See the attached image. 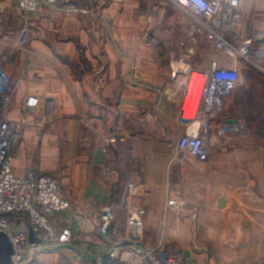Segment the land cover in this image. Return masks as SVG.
<instances>
[{"label":"crops","instance_id":"obj_1","mask_svg":"<svg viewBox=\"0 0 264 264\" xmlns=\"http://www.w3.org/2000/svg\"><path fill=\"white\" fill-rule=\"evenodd\" d=\"M15 1L0 0V11ZM86 5L59 3L30 20L20 48L24 22L10 16L0 31V56L11 57L2 64L17 82L5 114L21 135L13 172L51 174L71 201L50 221L59 233L71 229L72 257L44 252L40 264H80L83 252L82 264H92L91 253L122 240L99 232L101 207L110 204L120 206L121 231L127 207L142 206L145 246L166 248L183 264H264V135L217 141L230 121L245 128L231 112L242 84L224 109H206L210 159L179 154L183 88L172 80L170 60L186 37L179 10L165 0H98L85 15L79 9ZM242 14L239 41L252 39L255 52L264 47V0H242ZM195 52L199 63L216 58L207 42ZM262 114L250 131L264 128ZM124 250L111 264H128Z\"/></svg>","mask_w":264,"mask_h":264},{"label":"built area","instance_id":"obj_2","mask_svg":"<svg viewBox=\"0 0 264 264\" xmlns=\"http://www.w3.org/2000/svg\"><path fill=\"white\" fill-rule=\"evenodd\" d=\"M73 0H16L12 8L0 11V31L4 29L7 18L13 14L22 16L28 22L29 15L39 12L47 6L59 3L70 4ZM124 2L125 0H118ZM179 10L177 21L186 29V37L177 44L174 56L175 64L172 80L182 82L183 98L179 106L180 123L184 130L179 135L176 148L184 155L206 162L210 159L213 145L209 141V118L206 109L215 104L221 109L225 100L241 86L243 81V60L249 66L257 67L264 73V47L253 51V40L239 41L243 19L242 0H165ZM87 8H94L98 0H82ZM27 29L20 32L15 47L20 48L27 42ZM207 42L218 56L211 62L199 63L195 47ZM226 58V63H223ZM11 57L0 56V232L10 237L14 246V264H40L39 255L47 252H59L72 257L69 246L72 244L71 229L57 232L50 221L54 213L66 211L71 207L64 188L51 174L37 170L29 171L25 176L13 172L14 152L21 135L15 130L5 114L9 111L17 82L7 73L4 60ZM232 65V66H229ZM261 87L264 88V77ZM199 94L197 105L194 104ZM39 99H34L30 107H36ZM264 122V110L262 114ZM230 133H244L240 124H225L218 130V138L226 140ZM263 136L264 128L250 133V136ZM126 202L122 205L125 206ZM122 206V207H123ZM120 208L112 204L101 207L99 232L102 237H117L122 240L99 252L91 253L90 261L101 263L102 256L124 253L129 243L128 264H183L182 260L168 249H149L144 244L145 215L142 206L131 204L127 207V221L123 231L115 226L116 214ZM31 232L33 242H31ZM128 244V245H129ZM87 252L79 255L80 264Z\"/></svg>","mask_w":264,"mask_h":264},{"label":"rangeland","instance_id":"obj_3","mask_svg":"<svg viewBox=\"0 0 264 264\" xmlns=\"http://www.w3.org/2000/svg\"><path fill=\"white\" fill-rule=\"evenodd\" d=\"M13 4L14 3H8V5L5 4L4 5L6 7L5 10L6 9L9 10L10 8H12ZM80 5H81V3H80ZM166 5H167V7L169 9L173 8L168 3H166ZM52 7L53 6H47L44 9L40 10L39 12H35V13L30 14L29 15L28 22H26V23H25V21L22 20V16H19V14H13V15H11L10 18H14V19L16 18L17 20H20V21L24 22V23H22V26L20 27L21 30H24V29H27L26 26H27V23H29L30 20L39 18L40 16H42V14H44L45 12H47ZM94 9L95 8H93V10ZM79 11L82 14H85V15H91V14H93L92 9L91 8H87V6H82L79 9ZM8 26H9V23H8ZM26 31L28 32V29ZM27 34H28L27 35V37H28L27 38V41H28L30 35H29V32ZM182 34H183V32H182ZM182 34L178 35L179 36L178 40L181 38V35ZM185 34H186V29L184 28V34L183 35H185ZM183 38H185V36L182 37V39ZM182 39H180L178 41V43ZM26 44H27V42H26ZM199 45L201 46L202 45V42ZM204 47L206 48V51H208L209 47L206 46V45H204ZM4 55H5V53H4ZM213 55L214 56L215 55L218 56V53L214 51L213 52ZM222 61L225 64L226 63V58H223ZM239 61L243 65V83H242V87H241L242 89H241V91H239V93L235 95V98H233V102L232 103H234V106H231V109H232L231 112L235 116L237 115V117L239 119H242L243 120V124L245 126L244 130L247 131V132H250L252 134V130L250 131V128H254V127H257L258 126V122H259V119H260V115L262 113V110H264V92H263L264 91V88L261 87L260 90L258 89V82H259V84L262 82V80H263L262 78L264 77V73L261 72V70L259 68H257V67H254L252 65L251 66L247 65L246 62L243 61V60H239ZM229 66H232V65H229ZM230 97H228V98H230ZM194 104H195V101H194ZM226 105L229 106V105H232V104L229 103V100H228V102L226 103ZM212 134H214V133H212ZM214 136H216V134H214ZM248 138L247 137H244L243 139H248ZM255 139L256 140L257 139L259 140V139H261V137L254 138L253 140H255ZM218 140H219V138L217 139V141ZM179 154H182V153L180 152ZM182 155H184V154H182ZM137 206H140V205H137ZM120 236H122V234ZM120 236H117V237H120ZM130 247L131 246L129 244L125 248L128 249V250H130L131 249ZM113 257L114 256H112V258ZM128 258H129V255L126 254L124 256L123 260L124 261H127ZM71 264H73V263H71Z\"/></svg>","mask_w":264,"mask_h":264},{"label":"water","instance_id":"obj_4","mask_svg":"<svg viewBox=\"0 0 264 264\" xmlns=\"http://www.w3.org/2000/svg\"><path fill=\"white\" fill-rule=\"evenodd\" d=\"M230 124L232 121L229 122ZM236 124L238 121L235 122ZM31 242H33V235L31 232ZM14 246L13 243L5 232H0V264H14ZM112 256L108 253H105L102 256L101 263H98L96 259L92 260V264H111Z\"/></svg>","mask_w":264,"mask_h":264},{"label":"bare ground","instance_id":"obj_5","mask_svg":"<svg viewBox=\"0 0 264 264\" xmlns=\"http://www.w3.org/2000/svg\"><path fill=\"white\" fill-rule=\"evenodd\" d=\"M181 84H182V82H181ZM198 99H199V94H197V96H196V101H195L196 105H197ZM180 104H181V102H180Z\"/></svg>","mask_w":264,"mask_h":264}]
</instances>
